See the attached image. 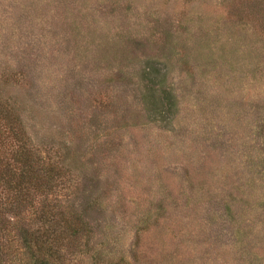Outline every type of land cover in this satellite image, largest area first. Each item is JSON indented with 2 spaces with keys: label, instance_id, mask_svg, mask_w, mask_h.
I'll return each mask as SVG.
<instances>
[{
  "label": "rangeland",
  "instance_id": "rangeland-1",
  "mask_svg": "<svg viewBox=\"0 0 264 264\" xmlns=\"http://www.w3.org/2000/svg\"><path fill=\"white\" fill-rule=\"evenodd\" d=\"M2 108L86 224L63 264H264V0H0Z\"/></svg>",
  "mask_w": 264,
  "mask_h": 264
},
{
  "label": "trees",
  "instance_id": "trees-1",
  "mask_svg": "<svg viewBox=\"0 0 264 264\" xmlns=\"http://www.w3.org/2000/svg\"><path fill=\"white\" fill-rule=\"evenodd\" d=\"M148 85L153 88V84ZM160 95L164 97V105L171 104L169 91L162 86ZM0 114V264L4 262L3 248L9 228L6 224H10L2 220L16 218L18 215L13 213H23L27 207L37 225L34 229L28 226L21 240L31 261L63 264L70 245L78 243L79 234L86 231L83 217L69 204H62L57 194L60 182L67 181L65 172L29 147L18 114L6 108L0 109Z\"/></svg>",
  "mask_w": 264,
  "mask_h": 264
}]
</instances>
